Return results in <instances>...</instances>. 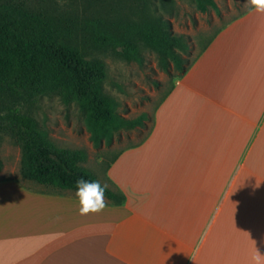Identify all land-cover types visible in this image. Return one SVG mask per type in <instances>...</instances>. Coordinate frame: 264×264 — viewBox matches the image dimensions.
Returning a JSON list of instances; mask_svg holds the SVG:
<instances>
[{"label": "crops", "instance_id": "0c3cea01", "mask_svg": "<svg viewBox=\"0 0 264 264\" xmlns=\"http://www.w3.org/2000/svg\"><path fill=\"white\" fill-rule=\"evenodd\" d=\"M162 98L143 141L111 161L116 196L101 213L80 215L76 189L0 175V264H250L264 252V14L223 25Z\"/></svg>", "mask_w": 264, "mask_h": 264}, {"label": "rangeland", "instance_id": "374dc122", "mask_svg": "<svg viewBox=\"0 0 264 264\" xmlns=\"http://www.w3.org/2000/svg\"><path fill=\"white\" fill-rule=\"evenodd\" d=\"M13 2L39 16L73 26L72 42L87 58L105 62L107 77L104 92L115 101V110L125 121L105 133L89 118L79 99L66 100L60 90H49L30 99H20L0 88V112L20 110L34 116L41 133L59 147L81 148L87 152L84 165L94 171L102 182L109 178L111 161L130 140L140 144L151 126L153 112L176 79L199 55L208 40L228 21L251 8L247 0H0ZM213 2V3H212ZM111 16L136 21L146 19L167 21L168 28L180 36L182 43L173 42L167 48H156L139 38V56L128 58L122 47L95 46L84 31L83 22L89 16ZM180 55L184 59L177 60ZM13 60L3 66L0 75ZM162 98V99H163ZM137 145V144H136ZM24 144L19 136L0 124V175L22 173Z\"/></svg>", "mask_w": 264, "mask_h": 264}, {"label": "trees", "instance_id": "16d2710c", "mask_svg": "<svg viewBox=\"0 0 264 264\" xmlns=\"http://www.w3.org/2000/svg\"><path fill=\"white\" fill-rule=\"evenodd\" d=\"M201 7H207L204 0ZM83 27L95 46H120L130 59L139 56V38L156 48L182 43L163 19L136 21L96 15L87 17ZM72 35V25L36 15L13 2L0 4V70L17 61L14 68L8 67L0 75V88L24 100L60 90L68 101L79 99L97 128L108 133L125 120L116 112L114 99L103 90L105 62L85 57L81 48L67 39ZM176 58L179 63L184 59L180 55ZM0 124L15 132L24 144L21 169L25 177L73 189L80 178L104 184L83 164L87 159L85 150L53 144L31 114L20 110L0 112ZM105 194L116 196L109 187Z\"/></svg>", "mask_w": 264, "mask_h": 264}, {"label": "clouds", "instance_id": "9594fccd", "mask_svg": "<svg viewBox=\"0 0 264 264\" xmlns=\"http://www.w3.org/2000/svg\"><path fill=\"white\" fill-rule=\"evenodd\" d=\"M247 6L257 13L264 14V0H247ZM106 184H101L98 180H86L80 178L76 181L75 196L79 201V214L87 216L104 211L108 207L105 199L107 190ZM250 264H264V252L259 249L252 255Z\"/></svg>", "mask_w": 264, "mask_h": 264}]
</instances>
